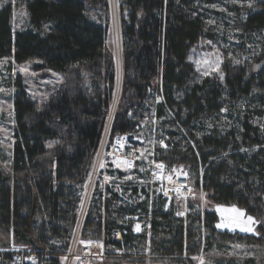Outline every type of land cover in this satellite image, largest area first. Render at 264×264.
Wrapping results in <instances>:
<instances>
[{
    "label": "trees",
    "instance_id": "trees-1",
    "mask_svg": "<svg viewBox=\"0 0 264 264\" xmlns=\"http://www.w3.org/2000/svg\"><path fill=\"white\" fill-rule=\"evenodd\" d=\"M15 2L23 4L27 24L13 34L12 6L0 8V60L38 62L37 71L62 75L64 83L42 113L24 87L15 85L10 172L0 168V230L32 249L41 246L51 255L42 264H60L115 90L113 56L106 48L110 5L109 0ZM116 3L122 74L110 141L126 136L148 141L154 162L184 167L193 188L214 204L235 206L262 221L257 232L264 238V68L251 69L264 60V0ZM205 40L224 56L221 80L200 77L188 62V52ZM129 143L134 150L142 147ZM132 175L135 184L122 189L129 202L147 178L138 165ZM108 176L124 177L110 171ZM164 202L145 196L129 206L118 194L94 200L82 237L105 235V264H123L129 253L137 256L146 247L144 236H133L124 220L135 211L148 220L150 255L163 258L150 262L194 264L211 248L253 239L218 231L215 214L192 201L195 209L185 222L172 205L163 212ZM114 230L122 232L121 242L112 238Z\"/></svg>",
    "mask_w": 264,
    "mask_h": 264
},
{
    "label": "rangeland",
    "instance_id": "rangeland-1",
    "mask_svg": "<svg viewBox=\"0 0 264 264\" xmlns=\"http://www.w3.org/2000/svg\"><path fill=\"white\" fill-rule=\"evenodd\" d=\"M10 3L12 6V19H11V28L12 33L16 34V32L21 31L26 27L27 24V14L23 4L19 2H15V0H0V8L6 4ZM110 5V29L107 35L106 48L113 56L114 66H115V76H116V84L115 90L113 92V98L111 102V106L109 111L112 113H116V108L120 99V86H121V74H122V63H121V40L119 34L118 27V14H117V3L116 0H109ZM251 57L245 56L243 60L250 61ZM223 54L215 48L210 41H203L188 52V62L192 65L196 73L203 78H215L217 80H221L224 77V73L222 72L223 66ZM38 62H28L23 64H16L11 58L1 59L0 60V168L3 172H10V153L12 149V144L14 140L13 137V129H14V116H13V97L15 95L16 89L15 85L19 82V84L24 87L26 93L28 94L30 100L36 105V112L42 113L44 110V105L50 100V97L53 96L59 84L64 83V79L62 75L48 72V71H37L36 66H38ZM264 68V60L253 64L251 66L252 73H257L261 69ZM150 94L151 91L149 92ZM155 103H161V98L159 95L154 94ZM113 119L106 118L105 120V131L101 136L100 142L97 147L96 154L98 153L99 163L98 166H101L102 160L105 156V172L106 176H108V172H120L124 175V177L116 180V176H108L109 180L117 181L112 184L109 193H112L113 196L118 194L119 198L124 201V203L129 206L134 203H140L144 200L145 196H153L159 203H163V198L161 192L158 189V185L155 182V176L153 171V154L150 151L148 141L143 142L136 138H132L130 141L132 143H140L142 147L138 150V154L134 158V169L138 165V171L144 176H147L144 182L138 183V189L141 191L139 194L132 198L130 202L127 201L129 198L128 193H124L122 191L126 184H135L133 179L135 175H132V171H125L121 165L124 166L123 162H119L117 158L111 157L110 152L112 151L113 142L110 141V136L108 137V127L109 124L112 123ZM143 123L139 125V132L141 129L143 130ZM115 139V138H114ZM128 140L126 143V147L131 149L132 145ZM52 146V145H51ZM51 146L49 148H51ZM163 148H165L164 144H161ZM125 148V147H124ZM116 161L118 163V167H109L110 162L107 160ZM92 167L91 170L93 168ZM105 164V163H104ZM166 166V165H165ZM184 167H174L169 168L166 166L167 173H170L173 170L180 169ZM188 172V171H187ZM105 176V177H106ZM189 177V173H188ZM107 178V177H106ZM100 180L98 179L97 183ZM100 183V182H99ZM101 184V183H100ZM105 186H108L104 182ZM104 187V185L102 184ZM127 186V185H126ZM189 195L185 200L177 199L170 206L174 207V214L176 218L178 213H186L189 214L193 212L194 207L189 206V202L192 201L196 204V207L200 211H208L214 213L217 217L216 229L220 232L225 233H236L240 236H244L246 238L253 237L252 240L248 242H226L220 249L211 248L208 253L204 255H200L196 260H194V264H223L225 262H239L241 264L244 261L250 262L251 264H264V238L260 237L257 229L259 226H263L262 221H256L254 218L250 223L248 221V217L243 211L239 210L237 207H221L214 204L210 201L207 194H204L200 190H196L191 185L189 180ZM102 193V192H101ZM115 193V194H114ZM104 200H107V196L103 197ZM133 206V205H132ZM195 209V208H194ZM168 209H165V202L163 204V212H168ZM90 211V207H88L85 220ZM239 213H243V215H239ZM180 219V218H179ZM125 223H130L131 231L130 233L133 236H144L146 242V247L143 251H140L137 256H133L129 253V258L124 260L123 264L138 262V261H161L163 258H158L156 256L150 255L151 246L148 244L152 239V236L149 231V225L147 224L148 220L145 219L144 215L141 214L140 211H135L134 215L126 216L124 218ZM77 221V219H76ZM85 222V221H84ZM218 224H228L229 227H217ZM140 226V231H136V226ZM242 228H251L252 231H244ZM75 229V226H74ZM73 229V231H74ZM72 231V234H73ZM115 231V230H114ZM113 231V232H114ZM118 231V230H117ZM121 234L122 232L119 231ZM249 232V233H247ZM72 237V235H71ZM121 239V238H120ZM33 240V237H32ZM122 240V239H121ZM257 240H262V243L257 242ZM70 242V240H69ZM121 242V241H120ZM37 244V243H35ZM69 244V243H68ZM27 245V244H26ZM25 244L17 241L11 233L3 232L0 230V250L8 249V248H19L20 250L24 249H32V247L26 246ZM36 249V248H34ZM207 251V250H206ZM184 256V255H183ZM175 259V258H174ZM177 259V258H176ZM182 260L183 257L181 258ZM186 259V257H185ZM59 263L62 264V258L59 256ZM165 261L167 258L164 259Z\"/></svg>",
    "mask_w": 264,
    "mask_h": 264
},
{
    "label": "built area",
    "instance_id": "built-area-1",
    "mask_svg": "<svg viewBox=\"0 0 264 264\" xmlns=\"http://www.w3.org/2000/svg\"><path fill=\"white\" fill-rule=\"evenodd\" d=\"M110 127V124H109ZM108 127V133H109ZM128 137H118L113 140L112 151L110 156L117 158L119 162H123L124 166L122 168L125 171H132L134 169V158L139 155L137 150H127L125 146ZM125 147V148H124ZM99 153V151H98ZM98 153L95 155L93 160V168L90 171L88 178L86 180L81 203L77 213V224L73 231L70 242L66 250L58 255L62 258V264H105L106 252L104 245L105 235L101 236L100 240H84L81 234L87 209L90 203L94 200L100 199L101 202L105 200V186L99 182L98 179H103L106 176L105 172V156L102 160L103 167L98 166L99 159ZM113 167H118L116 161L107 160ZM105 163V164H104ZM162 165V167H158ZM166 168L161 163H156L153 165V171L155 176V182L158 185V189L161 192L162 198L165 201V209H168L170 204L177 200H185L189 192L187 191V172L178 169L173 170L170 173L165 172ZM172 187H176L178 191L175 193ZM102 192V193H101ZM108 196V195H106ZM186 213L177 216L179 218H185ZM111 236L115 241H121V233L119 231L111 232ZM102 246V247H101ZM51 257L41 246L36 244V249H24V250H14V249H2L0 250V264H42L43 260H47ZM127 264H181L174 262L165 263H154V262H136Z\"/></svg>",
    "mask_w": 264,
    "mask_h": 264
},
{
    "label": "bare ground",
    "instance_id": "bare-ground-1",
    "mask_svg": "<svg viewBox=\"0 0 264 264\" xmlns=\"http://www.w3.org/2000/svg\"><path fill=\"white\" fill-rule=\"evenodd\" d=\"M113 117H114V113H112L111 111H109L107 118L113 119ZM127 142H128V139H127ZM106 177L103 178V179H100V181H99L104 186H105L104 182L108 185V186H105V196L106 195H109V194H112V193H109L108 190L110 189V187L112 186V184H114V182H117L118 181V180L117 181H112V180H109L108 176H106ZM186 182H187L186 188H187V191H188L189 190V178H187ZM172 189L174 190L175 193L178 191V189L176 187H172ZM92 202L90 203L89 207L91 206ZM76 224H77V221H76ZM76 224H75V227H76ZM83 227H84V225H83ZM115 231H117V230H115ZM82 232H83V228H82L81 234H82Z\"/></svg>",
    "mask_w": 264,
    "mask_h": 264
},
{
    "label": "snow or ice",
    "instance_id": "snow-or-ice-1",
    "mask_svg": "<svg viewBox=\"0 0 264 264\" xmlns=\"http://www.w3.org/2000/svg\"><path fill=\"white\" fill-rule=\"evenodd\" d=\"M101 166H103V165H101ZM158 167H162V165H158ZM178 215H182V213H178ZM239 215H243V213H239ZM247 219H248V221H249L250 223H251L252 220H253L252 217H248ZM217 227H218V228H219V227H229V225H228V224H218ZM242 230H244V231H252L251 228H242ZM136 231H140V226H139V225L136 226ZM101 247H102V246H101Z\"/></svg>",
    "mask_w": 264,
    "mask_h": 264
}]
</instances>
